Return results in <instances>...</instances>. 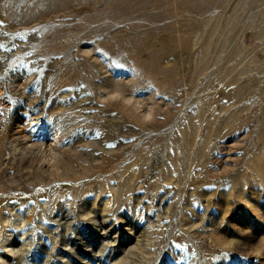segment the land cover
Listing matches in <instances>:
<instances>
[{
    "label": "rangeland",
    "instance_id": "rangeland-1",
    "mask_svg": "<svg viewBox=\"0 0 264 264\" xmlns=\"http://www.w3.org/2000/svg\"><path fill=\"white\" fill-rule=\"evenodd\" d=\"M0 264H264V0H0Z\"/></svg>",
    "mask_w": 264,
    "mask_h": 264
}]
</instances>
